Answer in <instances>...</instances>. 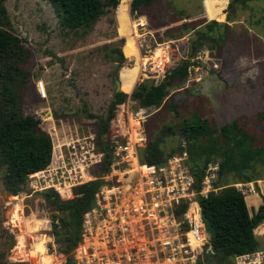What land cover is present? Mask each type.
<instances>
[{
  "label": "rangeland",
  "instance_id": "rangeland-1",
  "mask_svg": "<svg viewBox=\"0 0 264 264\" xmlns=\"http://www.w3.org/2000/svg\"><path fill=\"white\" fill-rule=\"evenodd\" d=\"M132 1L120 0L117 9H112L88 30L68 32L60 26L55 10L46 1L0 0L8 17L6 28L25 42L30 53L24 69L35 79L34 89L30 85L25 97V114H36L44 128L61 136V140L78 133H96L99 119L107 116L114 99L116 78L121 81L122 92L131 95L143 82L157 85L188 63V77L177 78L162 106L149 113L143 126L144 137L154 141L163 130L172 128L174 135L164 138L162 143L168 154L184 141L179 134L182 122L198 115L213 128L238 121L256 137L255 146H263L264 122L259 115L264 113V0L234 10H230L232 0H205V5L204 0H158L137 12H132ZM227 13L231 21L228 26L214 29L222 41L202 40L201 49L194 53L199 33H210L213 22L226 23ZM142 24L146 28L140 29ZM142 45L144 49L140 53ZM118 50L125 58L121 67L117 62ZM163 56L166 57L164 69L168 72L160 81V76L153 74L154 63ZM36 91L41 100L46 99L44 102ZM126 108L125 103L116 110L110 135L127 133L131 119ZM128 108L132 114L140 105L130 101ZM3 173L0 170V264H8L7 255L16 242L15 237L26 236L27 220L32 219L37 227L44 225L32 217L37 215V207L45 210L51 220L54 212L41 194L31 189L28 180L25 192L14 195L13 200L4 191ZM256 173L257 180L250 183H239L234 175L227 176V187L247 185L240 189L245 191L252 215L264 205V165ZM22 211L27 222L21 226L17 214ZM52 224L53 221L50 236ZM262 232L264 223L255 232L259 250H264V237H259ZM56 250L60 252L59 248ZM69 258L73 260L72 256ZM70 259L67 258L66 264Z\"/></svg>",
  "mask_w": 264,
  "mask_h": 264
},
{
  "label": "built area",
  "instance_id": "built-area-1",
  "mask_svg": "<svg viewBox=\"0 0 264 264\" xmlns=\"http://www.w3.org/2000/svg\"><path fill=\"white\" fill-rule=\"evenodd\" d=\"M143 28L146 25L140 26ZM143 49L144 45L139 52ZM164 56L154 63L153 74L160 76V81L168 72ZM129 104L130 101L126 103V114L131 119L127 133L108 135L109 159L104 137L99 139L96 133H78L65 140L50 133V162L28 175L31 189L36 194L53 190L68 202L74 199L79 186L97 181L101 186L93 207L83 216L81 240L73 251L57 252L55 237L49 235L52 220L38 206L37 215L32 217L49 225L28 230L20 239L16 236L7 255L8 264H43L44 254L41 247L37 248L38 242H43L45 255L52 257L49 264H66L70 256L73 260L69 264H210L207 256L214 255V250L200 201L222 190L218 186L220 163H209L204 174L199 175L186 150L159 165L142 163L140 150L148 141L143 126L150 112L139 109L130 114ZM243 187L247 185L234 188L245 196L240 189ZM15 196H11L13 200ZM17 217L21 226L27 222L24 211ZM52 249L54 252L49 254ZM235 264H264V250L240 255Z\"/></svg>",
  "mask_w": 264,
  "mask_h": 264
},
{
  "label": "trees",
  "instance_id": "trees-1",
  "mask_svg": "<svg viewBox=\"0 0 264 264\" xmlns=\"http://www.w3.org/2000/svg\"><path fill=\"white\" fill-rule=\"evenodd\" d=\"M43 1L51 4L60 26L68 32L90 29L112 9H117L120 3V0ZM157 1L133 0L132 12L149 7ZM252 1L259 0H232L230 10L236 9L237 6L247 8L248 3ZM2 2H0V170L4 172V191L12 196L25 191L28 175L44 169L49 164L53 141L50 132L44 128L43 122L36 114H25V97L30 85L34 89L35 79L24 69L30 53L25 47V42L6 28L8 17ZM227 22H231L229 18ZM224 24L227 25L213 22L210 33L200 32L199 41L193 52L197 53L201 49L202 40L222 41V38L214 33V29ZM116 53L118 66L121 67L125 63V58L121 50ZM188 66V63H185V66L173 71L157 85L149 81L143 82L135 87L131 96L124 92L114 93L107 116L99 119L97 136L100 138L110 134V125L116 110L129 99L138 103L140 109L149 110L150 113L153 108H160L168 97V89L173 86V82L177 78L182 80L188 77ZM36 92L41 100V95ZM259 119L264 122V113L259 115ZM179 134L184 140L185 148L183 143H180L176 149L165 153L162 148L164 138L174 135L170 128L163 130V134L156 140L147 141L145 148L140 150V160L142 163L159 165L178 151L186 150L190 155L193 169H197L199 175L204 174L209 163H220L221 175L218 186L222 190L201 199L200 206L214 250L209 263L235 264L236 257L254 252L260 247L255 232L264 223V205L251 215L244 195L233 187H227L229 186L227 176L234 175L237 181H241L239 183L257 180L254 177L257 168L264 165V145L255 146L256 137L244 130L238 121L221 128H213L198 115L190 121L184 120ZM100 186L101 182L98 181L79 186L75 189L74 199L68 202H64L53 190L41 193L54 212L52 234L62 253L68 254L73 251L81 240L83 216L93 207L95 193ZM56 221L59 223L56 224Z\"/></svg>",
  "mask_w": 264,
  "mask_h": 264
},
{
  "label": "bare ground",
  "instance_id": "bare-ground-1",
  "mask_svg": "<svg viewBox=\"0 0 264 264\" xmlns=\"http://www.w3.org/2000/svg\"><path fill=\"white\" fill-rule=\"evenodd\" d=\"M121 91H122V84H121ZM134 130H135V128H134ZM28 221V224H27V231L29 230V231H32V230H34V231H36V224H35V226L33 225V223H32V219L29 221V220H27ZM35 223V222H34ZM41 247V251L44 249V252H42L43 254H44V256H45V247H43V242H38V245H37V248H40ZM42 254V255H43ZM43 257V256H42ZM43 260V259H42ZM52 261H53V259H52V257H50V256H47V257H45L44 258V262H45V264H49V263H52Z\"/></svg>",
  "mask_w": 264,
  "mask_h": 264
},
{
  "label": "water",
  "instance_id": "water-1",
  "mask_svg": "<svg viewBox=\"0 0 264 264\" xmlns=\"http://www.w3.org/2000/svg\"><path fill=\"white\" fill-rule=\"evenodd\" d=\"M115 83H116V86H117L115 93L122 92L121 91V81L118 78H116L115 79ZM107 136L108 135L106 134L105 135V139H104V147H105L106 151L108 152L107 158L109 159L110 158V155H109L110 150L108 149V146H107Z\"/></svg>",
  "mask_w": 264,
  "mask_h": 264
},
{
  "label": "crops",
  "instance_id": "crops-1",
  "mask_svg": "<svg viewBox=\"0 0 264 264\" xmlns=\"http://www.w3.org/2000/svg\"><path fill=\"white\" fill-rule=\"evenodd\" d=\"M204 5H205V0H204ZM225 18L227 19L228 18V13H227V15L225 14ZM226 23H228L227 21H226ZM182 39H184V38H182ZM182 39H180V40H182ZM184 43H185V41H184ZM187 44V43H186ZM134 89V88H133ZM129 96H131V95H129ZM129 101H131L130 99H129ZM107 135H109V134H107ZM104 137V139H105V135L103 136ZM107 138H108V136H107ZM257 211V210H256ZM252 215V214H251ZM263 225V224H262ZM260 227V226H259ZM263 233V232H262ZM259 237H264V233L262 234V236H259Z\"/></svg>",
  "mask_w": 264,
  "mask_h": 264
}]
</instances>
